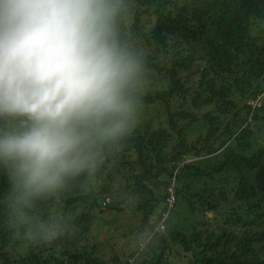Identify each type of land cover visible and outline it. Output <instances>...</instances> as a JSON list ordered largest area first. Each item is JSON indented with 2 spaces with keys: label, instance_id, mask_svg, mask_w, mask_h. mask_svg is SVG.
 I'll use <instances>...</instances> for the list:
<instances>
[{
  "label": "trees",
  "instance_id": "obj_1",
  "mask_svg": "<svg viewBox=\"0 0 264 264\" xmlns=\"http://www.w3.org/2000/svg\"><path fill=\"white\" fill-rule=\"evenodd\" d=\"M123 26L148 58L136 128L93 188L50 202L73 217L57 239H19L0 203V264H264V0H128ZM126 216L132 250L84 246Z\"/></svg>",
  "mask_w": 264,
  "mask_h": 264
},
{
  "label": "clouds",
  "instance_id": "obj_2",
  "mask_svg": "<svg viewBox=\"0 0 264 264\" xmlns=\"http://www.w3.org/2000/svg\"><path fill=\"white\" fill-rule=\"evenodd\" d=\"M127 8L128 0H0V177L9 184L0 203L23 241L70 229L72 214L47 211L50 202L93 188L139 122L148 58L123 26ZM156 231L146 229L139 246Z\"/></svg>",
  "mask_w": 264,
  "mask_h": 264
},
{
  "label": "rangeland",
  "instance_id": "obj_3",
  "mask_svg": "<svg viewBox=\"0 0 264 264\" xmlns=\"http://www.w3.org/2000/svg\"><path fill=\"white\" fill-rule=\"evenodd\" d=\"M113 215H114V213H106V214H104V218L109 220ZM210 215H212V214L210 213ZM126 217H127L126 219L123 218V220H120L116 224V226H110L106 222L99 220L94 231L84 240V246L88 249H92L93 246L104 243V242H106L105 240H107V239H112V242L117 241L116 245L125 247L126 252L132 250L135 247V244H133V242L130 244L128 243V241L129 242L131 241V239H130L131 236H128L125 239H123V238L118 236L119 235L118 233L115 234L116 227L121 228L120 232L123 231L124 227H125V231L129 232V227H126L127 225L124 224L126 222V220L129 218L128 216H126ZM133 235L135 236V234H133ZM112 242H109V243L107 242V244L112 245Z\"/></svg>",
  "mask_w": 264,
  "mask_h": 264
},
{
  "label": "built area",
  "instance_id": "obj_4",
  "mask_svg": "<svg viewBox=\"0 0 264 264\" xmlns=\"http://www.w3.org/2000/svg\"><path fill=\"white\" fill-rule=\"evenodd\" d=\"M249 103L252 104L254 107L260 104V102L258 100H250ZM169 190H170L171 195H172L170 197L169 201L171 203H174V201H175V190L173 187H170Z\"/></svg>",
  "mask_w": 264,
  "mask_h": 264
}]
</instances>
